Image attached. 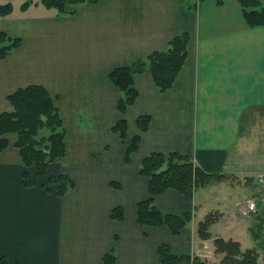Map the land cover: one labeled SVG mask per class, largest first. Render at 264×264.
<instances>
[{
    "label": "crops",
    "instance_id": "1",
    "mask_svg": "<svg viewBox=\"0 0 264 264\" xmlns=\"http://www.w3.org/2000/svg\"><path fill=\"white\" fill-rule=\"evenodd\" d=\"M22 3L13 0V12L0 16V31L22 39L0 58V112L11 108L8 96L19 88L45 86L66 129V154L24 187L17 136L8 135L0 152V257L12 264H103L114 247L115 264H160L158 249L167 243L176 254L218 264L217 237L256 247L264 197L246 188L264 172V25H248L239 0H96L63 14L42 4L23 10ZM183 32L190 34L189 53L174 85L162 92L150 71L136 75L138 98L120 113L122 92L111 70L166 49ZM141 115L151 117L147 130L138 127ZM121 118L127 143L141 135L130 162L127 143L112 130ZM154 151L186 153L205 172L225 174L192 200L172 188L156 195L164 214L193 213L179 235L167 225L138 223V203L150 195L141 162ZM58 174L76 183L64 196L49 184ZM243 199H256L259 212L242 216ZM117 206L122 220L111 217ZM210 213L217 218L203 238L198 226Z\"/></svg>",
    "mask_w": 264,
    "mask_h": 264
},
{
    "label": "trees",
    "instance_id": "2",
    "mask_svg": "<svg viewBox=\"0 0 264 264\" xmlns=\"http://www.w3.org/2000/svg\"><path fill=\"white\" fill-rule=\"evenodd\" d=\"M0 4V16L13 12V0H5ZM96 0H24L21 8L26 10L32 4H42L48 9H55L59 14L67 12L69 5L82 4ZM248 25L255 27L264 25V6L260 0H239ZM222 5L224 0H216ZM190 34L183 32L173 37L164 50L154 51L147 57L138 58L129 65L115 67L110 72L111 81L121 90L118 110L125 113L136 101L139 91L135 86V76L150 71L160 89L165 92L175 83L184 67L189 53ZM22 44L20 37L0 31V58L9 56ZM11 108L0 112V152L9 145L8 135L17 136L16 146L25 166L22 184L24 187L34 186L37 177L45 176L49 166L66 154V129L55 100L48 89L41 84H30L21 87L8 96ZM150 115H141L137 119L138 127L147 130L150 126ZM112 130L127 143L128 122L119 119ZM141 135H136L126 149V161L130 162L132 154L139 148ZM163 165L168 168L158 174ZM140 172L150 178L148 198L139 201L138 223L144 226L167 225L174 235H179L192 220L193 213L184 215L164 214L156 205L155 197L167 189H176L188 200H192L195 191L202 186L221 181L222 173L205 172L194 159L186 153L178 151H154L147 154L141 162ZM49 184L56 185V192L64 196L74 188L75 181L66 174L52 175ZM121 206L112 209L111 217L124 219ZM216 214H208L200 221L198 232L201 237L210 236L209 226L215 222ZM216 252L223 254L218 264H260L256 247L242 248L238 240L217 237L214 239ZM160 264H209L206 258L199 255L176 254L167 243L158 249ZM116 251L112 247L103 256V264H115ZM0 264H12L5 256L0 257Z\"/></svg>",
    "mask_w": 264,
    "mask_h": 264
},
{
    "label": "built area",
    "instance_id": "3",
    "mask_svg": "<svg viewBox=\"0 0 264 264\" xmlns=\"http://www.w3.org/2000/svg\"><path fill=\"white\" fill-rule=\"evenodd\" d=\"M257 183L260 186V194L264 197V172L257 176ZM238 209L241 215L244 217L255 215L259 212L256 199L240 201L238 203Z\"/></svg>",
    "mask_w": 264,
    "mask_h": 264
},
{
    "label": "rangeland",
    "instance_id": "4",
    "mask_svg": "<svg viewBox=\"0 0 264 264\" xmlns=\"http://www.w3.org/2000/svg\"><path fill=\"white\" fill-rule=\"evenodd\" d=\"M21 1L22 0H15V3L19 4ZM257 176L255 177L256 185H254L253 187H250V188H246L247 189L246 192H248V193L250 192L249 195L252 194L251 193V192H253L252 190H260V186L257 183ZM243 200H245V199H243ZM263 232H264V225H262V229L260 230V237L258 236L259 241H258V243L255 244L256 248L258 249L259 255H260L259 256V263L260 264H264V236H263L264 234L262 235Z\"/></svg>",
    "mask_w": 264,
    "mask_h": 264
},
{
    "label": "water",
    "instance_id": "5",
    "mask_svg": "<svg viewBox=\"0 0 264 264\" xmlns=\"http://www.w3.org/2000/svg\"><path fill=\"white\" fill-rule=\"evenodd\" d=\"M168 166L167 165H163L160 169L157 170L158 174L163 173L165 170H167Z\"/></svg>",
    "mask_w": 264,
    "mask_h": 264
}]
</instances>
